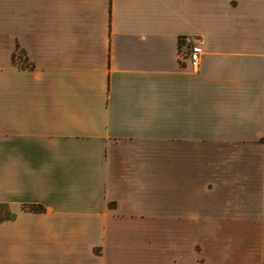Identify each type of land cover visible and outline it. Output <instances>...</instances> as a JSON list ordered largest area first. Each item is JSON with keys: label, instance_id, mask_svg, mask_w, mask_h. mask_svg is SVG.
<instances>
[{"label": "crops", "instance_id": "crops-1", "mask_svg": "<svg viewBox=\"0 0 264 264\" xmlns=\"http://www.w3.org/2000/svg\"><path fill=\"white\" fill-rule=\"evenodd\" d=\"M0 264H264V0H0Z\"/></svg>", "mask_w": 264, "mask_h": 264}, {"label": "built area", "instance_id": "built-area-1", "mask_svg": "<svg viewBox=\"0 0 264 264\" xmlns=\"http://www.w3.org/2000/svg\"><path fill=\"white\" fill-rule=\"evenodd\" d=\"M201 54V49L199 45L193 46L187 56L188 66L191 70H197L199 66V57Z\"/></svg>", "mask_w": 264, "mask_h": 264}, {"label": "trees", "instance_id": "trees-1", "mask_svg": "<svg viewBox=\"0 0 264 264\" xmlns=\"http://www.w3.org/2000/svg\"><path fill=\"white\" fill-rule=\"evenodd\" d=\"M30 210H34V208H29Z\"/></svg>", "mask_w": 264, "mask_h": 264}]
</instances>
